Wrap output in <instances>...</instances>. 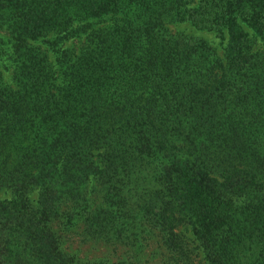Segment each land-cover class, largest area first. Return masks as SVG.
Instances as JSON below:
<instances>
[{"label": "trees", "instance_id": "obj_1", "mask_svg": "<svg viewBox=\"0 0 264 264\" xmlns=\"http://www.w3.org/2000/svg\"><path fill=\"white\" fill-rule=\"evenodd\" d=\"M71 230L264 264V0H0V264H97Z\"/></svg>", "mask_w": 264, "mask_h": 264}, {"label": "rangeland", "instance_id": "obj_2", "mask_svg": "<svg viewBox=\"0 0 264 264\" xmlns=\"http://www.w3.org/2000/svg\"><path fill=\"white\" fill-rule=\"evenodd\" d=\"M166 28L171 33L180 32L185 35L202 38L211 47H214L219 55L222 53L224 40L217 38L212 31L197 30L187 23L179 22L169 24ZM259 42V40L256 41L254 45L255 49L260 46ZM259 48L261 49L262 47ZM67 234V240L62 244L61 249L63 252L72 254L73 257L83 262L85 260H94L97 264H161L163 255H165V250L157 243L158 235L156 230L149 231L145 236L141 235L139 249L138 246H134L135 249H132L126 245L95 246L92 244H77L75 242L77 234L73 230ZM186 236H189L188 233ZM190 246L193 247V244L190 243ZM196 258L204 262L201 255H198Z\"/></svg>", "mask_w": 264, "mask_h": 264}]
</instances>
